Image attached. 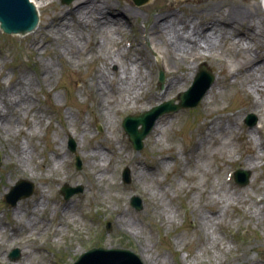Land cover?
<instances>
[{"label":"rangeland","instance_id":"rangeland-1","mask_svg":"<svg viewBox=\"0 0 264 264\" xmlns=\"http://www.w3.org/2000/svg\"><path fill=\"white\" fill-rule=\"evenodd\" d=\"M76 1L69 5L64 4L63 0L41 1L39 23H42V27H39L36 36L24 38L20 34L7 35L0 29V95L9 80L11 85L18 84L14 83L18 76L28 74L35 81L33 88L27 90L32 95L28 117L15 124L13 130L16 135L7 137L3 132V137H0V177L6 183V193L21 180L32 182L33 191L27 198L20 199L16 206L23 211V219H36L38 223L29 230L14 217V207L0 199L2 223L10 219L20 229L15 232L3 230L4 238L1 239L0 236V264H52L53 258L50 253H44L45 248L55 252L57 264H74L81 254L99 247L128 249L139 254L145 264H153L149 256L159 257L163 264H264V201L258 205L261 209H257L260 212L259 222L249 208L254 197L264 199V154L255 156L256 168L244 163L252 152L257 151L261 142L264 144V109L255 110L254 106H257L251 100L257 99L256 93L243 91V83L249 72L264 75V27L260 26V15L242 20L244 22L238 19L230 22L231 26L237 25L243 31L248 30V25L256 24V29L261 27L258 34L262 35L254 48L260 51L262 61L254 64L248 58L249 54L240 53L227 38L222 39L212 58L201 60H207L208 63L202 64L207 66L215 78L212 85L214 101L207 105L206 111H202L205 105L203 100L207 97L205 95L195 107L183 108L159 117L155 122L157 129L154 127L145 139L144 148L135 151V157L130 158L132 143L122 127L123 117L150 110L157 103L161 104V101L144 103L147 106L139 108L142 111L138 113L132 110L121 113L120 102L111 104L114 111L117 110L113 133L108 128V120L105 121L107 115L105 118H98L97 114L101 110L96 105L91 76L96 67H101V60L95 62V57L90 54L93 51L90 47V34L87 30L82 32L86 35V49L90 55L77 53L74 57L57 49L60 44L58 40L53 39L49 43L46 36L48 32L44 28V23H57L55 16L59 12L69 11ZM258 1L260 0H148L147 3L137 5L133 0H104L103 4L112 5L127 17L131 16L130 25H127L125 32L115 28L119 47L112 44V50L118 48L126 54L122 40L130 37L137 47H141L139 52L149 49L151 53L152 48L156 47L160 52L158 54L165 57L168 54L166 43L160 42L156 32L152 31L155 16L159 12L182 13L189 19L192 17L194 20L200 19L221 26L230 34L229 27L219 21L221 13L232 9L254 11L258 8ZM213 7L217 8V12L209 14L208 11ZM114 22L125 23L120 19ZM97 51L98 49L94 50ZM117 53L118 58L125 63L132 60H124L119 50ZM132 56L137 57V52L133 51ZM157 59L158 57L151 59L150 64L155 66ZM197 61L198 59L195 60V66L199 72L200 61ZM186 64L182 60L179 64L170 65L174 69H180L186 67ZM46 65L52 69L51 75L42 78ZM250 65L254 67L253 70ZM116 69L118 66L112 68V71ZM240 72L243 74H239ZM150 73L151 80L147 77L146 80L156 84L157 70L150 67ZM195 76L196 74L189 78L187 75L186 86H180V91L171 92L167 99H175L179 103V93L192 84ZM34 112L40 113L43 118L35 129H31L29 118ZM252 113L257 115L254 128L259 130L253 142L249 140L251 127L244 123V119ZM206 114L221 118L222 122L225 121L233 129L208 136L207 141L202 144L200 131L207 119ZM234 119L236 122L233 125L231 120ZM65 126L71 133L70 137L65 135ZM20 129L23 131L20 132ZM110 133L111 136L108 137ZM55 134L65 139L62 147L66 153L70 139L76 145V156L67 155L58 171L53 170L50 161L54 159L53 150L57 147L53 140ZM223 142L233 145L232 149L223 148ZM19 146H26L29 151V164L23 172L13 171L9 164L17 158L14 153ZM97 146L110 149V152L103 150L107 156L101 161L100 167H94L84 155ZM252 147H256V150ZM77 158L81 160L82 167L74 171ZM67 160L69 163L66 169L64 163ZM216 164L220 169H217ZM100 168L104 180L98 176ZM237 169L250 173L248 185L240 186L234 180L231 183L225 182L227 171ZM127 170L130 182H123V175ZM137 171L144 172L145 176H135ZM73 173L74 176L70 177ZM65 184L82 186L84 191L65 199L61 192ZM221 185L231 189L234 195L241 196L222 200L219 208L225 211L226 217L221 221V227L217 228L219 218L215 214L218 206L210 195ZM134 194L138 196L141 209L131 205ZM43 197L47 207L35 212V201ZM202 213L214 217L212 228L218 239L215 245L210 244L207 239L200 217ZM72 215L74 220H71ZM122 215L134 220L137 228L121 229L118 222ZM58 219L62 220L61 223H58ZM223 231L228 234L226 237L223 236ZM232 233L236 234L234 240ZM146 242L149 251L144 250ZM16 248L20 252L17 260L11 258ZM217 248L221 250L218 255L214 254Z\"/></svg>","mask_w":264,"mask_h":264},{"label":"bare ground","instance_id":"bare-ground-1","mask_svg":"<svg viewBox=\"0 0 264 264\" xmlns=\"http://www.w3.org/2000/svg\"><path fill=\"white\" fill-rule=\"evenodd\" d=\"M29 1L35 11L36 19L34 23V31L25 30V32H21V29L20 31L14 30L19 31L21 37L24 38L29 37L30 35L36 36L39 33V27H42V23H39L42 8L40 2L45 0ZM103 2L104 0H98L97 2H94L93 0H77L75 4H72L74 6H70L71 8L69 11L59 12L55 16L54 19L57 23H44V28H46L48 32L46 36H48L49 38V43H52L53 39L58 40L60 44H58L57 49L63 51L64 53L67 52L74 57L77 53L89 54L88 50L86 49V35L82 32L83 30H87L86 32L90 34V47L93 50L90 51V54L95 57V62L101 60V67H96L93 70L94 72L91 76V84L94 91L96 105L97 108L101 110V112L97 115L98 118H105L107 115L105 121L107 122L108 120V128L111 129V133H113L115 119L117 117V110L114 111V107L111 106V104L120 102L121 107L119 111H121V113H127L130 110L138 113L142 111V108H145L144 106H147L144 103L152 104L163 100H168L167 98L171 94V92H173L174 90L180 91V86H186L185 79L187 75H189L190 78L198 73V69L195 66V60L198 59V61H201L206 57L212 58V55L217 50V45H219L218 42H221L222 39L227 38L231 42L232 46H235L236 50H238L240 53L249 54L248 58H250V60L253 61L254 64H259L262 61L259 56L260 51L258 49L255 50L254 48L257 39L262 35L261 33L258 34V30H260L262 26L264 27V8H261L262 6L258 2H256L258 8L254 11H252L251 9H232L227 10V12L223 11V13H221V19L219 21L223 25L226 22L225 26L229 27L231 35L228 34V32L221 26H215L214 23H206L203 22V20L200 21V19L194 20L192 17L189 19L182 13L181 15H179L175 11L165 12L164 14H160L159 12L161 16L159 14L155 16V22L152 26V31L154 30L156 32V35L160 38V42L166 43L168 54H166L165 57H160L159 62L155 64V66L152 65L153 63H150L153 55L159 52L156 47L152 48L151 53L141 52V54L139 53V55L135 58L132 56L133 51L136 52V50L140 49L141 47L135 46L134 42L133 44H131L130 48L123 49V51L125 50L126 54H124L121 49H111L110 46L112 44H114L115 46L119 43L118 38L115 34V28L121 29V31L125 30L124 24H120L121 21H114H119L120 19L125 23L130 24L131 16L127 17L124 12L115 10L112 5L103 4ZM220 10L221 9H219V11ZM154 11L158 12L155 8ZM213 12H217V8L213 7L208 11L209 14H212ZM258 14L260 15V18L258 19L261 26H259L258 29H256L257 26H255L256 24L252 21V24L254 23L255 25H248L247 31H243V29L240 30L237 25L231 26L232 23L230 21L232 19H238L242 21L244 19L258 17ZM89 27H91L92 29L90 30ZM117 33L119 36L120 34L118 31ZM96 49H98V51L94 52V50ZM118 50L120 56H122L124 60H132H130L128 63L121 61L118 58ZM202 52L208 54H202ZM62 55L64 56V54ZM168 59L169 62H167ZM182 60L186 61V67L184 66L180 69H174L170 65L172 63L179 64V62H181ZM115 66H118V69L112 71V68H114ZM150 67H152L154 71L160 70L162 68L166 70L167 81L164 91H160L158 87H156V85H153L152 82H148L146 80V77L150 80L152 78ZM143 68L145 70H143ZM253 68L254 67L251 66L250 69L253 70ZM51 71L52 69L50 68V66L46 65L42 78L49 77L51 75ZM239 74H243V72H240ZM9 81L11 82V80ZM10 82L6 83L8 85L5 86L2 94L0 95V137H3V132L5 135H7V137L16 135L13 130L15 124H19L22 118L28 117V111L30 110V101L32 102V95H29V92L27 93V90L29 89L30 91V89L33 88V84L35 82L33 77L28 74H24L22 77H17V80L14 82L18 83L17 85H11ZM243 86V91H246V93L247 91H252L258 95L257 99L251 100L252 103L259 108L258 109L254 106L255 110H263V73L257 75L254 72H249L246 76V79L244 80ZM212 90L213 87H210V89L206 93L207 97L203 100L205 105L202 111H206L207 105L214 101ZM206 116L207 119L206 121H204L203 126L201 127L202 132L198 130V132L200 131L202 144L207 141L208 136L211 137L215 134H222L233 129V127L231 125H228L225 121L222 122L221 118L212 117V115L209 114H206ZM42 118L43 116L40 115V113H32L31 117L29 118L31 129H35L36 125H38ZM231 121L234 125L236 119ZM214 123L215 125L213 126ZM155 129H157V125L155 126ZM22 131L23 129H20V132ZM257 131L254 127L250 128L249 140L251 142L254 141V137ZM111 133L107 136L110 137ZM65 134L71 135L67 126H65ZM197 134L198 133H196V135ZM61 139L62 138L59 137L58 134H55L53 140L57 143V147L53 150L54 159L50 160L52 162L53 170L57 171L60 169L62 162L67 158V153L63 151L62 147V141L64 143L65 139ZM262 145L264 146L262 142L261 146L256 145L258 149L257 151L252 152L251 156L248 157V160L244 161L246 165L250 166L251 168H256L254 159L257 154H264V147ZM221 146L223 148L226 147L229 149H232L233 147V145L226 142H223ZM252 148H255L256 150V147ZM103 150H105L103 146H97L93 149V151L85 152L84 155L94 167H100L101 161L107 156V154L103 152ZM58 151L61 152L59 153ZM28 155V148L26 146H19V148L14 153V156L19 160L16 158L9 163L13 167V171L23 172L27 169L26 165L29 164ZM98 176L101 180L105 179L102 168L99 169ZM135 176L143 178L145 174L144 172L139 173L137 171ZM5 184L6 183L2 181L0 177V199H3L4 201L9 199L7 198L8 193H6ZM19 195L20 194L17 193L16 198ZM210 196L212 200L216 201L215 204H217L218 206L215 214V216L219 218V222L217 223L218 228L220 223H222L221 221L223 220V218L226 217L225 211L223 212L219 208L222 200L227 197H240L241 194L234 195L231 189L226 188L225 185H221L219 189H214L212 195ZM262 201H264L263 198L254 197L253 204L250 203L249 205V208L253 210V214L256 215L258 222L260 221V212H258L257 209H261L258 205L261 204ZM35 203L36 204H34L33 208L35 212L47 207L45 197L36 200ZM63 211L66 210L64 209ZM22 212L23 211L19 208V206H14L12 210V213L14 214V217L18 222L24 223L29 230L38 224L36 219H23ZM200 217L202 219V226L205 229L206 234L208 235L207 239L209 240V243H213L215 245L218 239H216L217 236L215 234V230L212 228L214 217L204 213H202ZM71 220H74V216L71 218ZM61 221L62 220L58 219V223H61ZM50 224L52 225L53 223ZM118 224L121 229L128 230V228H137V223L134 220H129L123 215L119 218ZM4 229L12 232L20 230L10 219L6 220V222L4 223H2V220H0L1 239L4 238ZM145 239L146 241L148 240V238ZM38 249H40V247ZM144 250H150L147 242L144 246ZM205 250H207V248ZM220 251L221 250L217 248L214 254L217 253L218 255L221 253ZM89 256L91 255H86V257L83 258V263H85L87 258L90 261H93L91 258H89ZM149 259L152 260L153 264H163L160 263V258L157 256H149ZM251 263L254 264L253 262Z\"/></svg>","mask_w":264,"mask_h":264},{"label":"water","instance_id":"water-1","mask_svg":"<svg viewBox=\"0 0 264 264\" xmlns=\"http://www.w3.org/2000/svg\"><path fill=\"white\" fill-rule=\"evenodd\" d=\"M73 0H64L65 3H70ZM137 4H144L148 0H134ZM35 11L28 0H0V20L6 28L12 30H28L34 31L35 23ZM214 77L212 73L204 67L199 74L194 83V87L190 92L184 93L181 95V105L174 106L172 103H166L161 107H155L149 112H144L139 116H130L127 117L125 121V128L130 138L133 140L137 149L143 148V140L150 133L153 126L155 125L156 119L167 111L177 110L181 106L195 105L203 97L205 91L210 87L213 82ZM195 99L194 103H188L189 100L192 101ZM250 124H254V121H250ZM139 125H142V128L139 130ZM238 179L243 183H248L249 174H243L239 172L237 174ZM126 178L129 180V173H126ZM14 194L8 196V200L15 204ZM69 196V195H67ZM92 254V255H91ZM94 254V255H93ZM89 258L93 260L96 264H132V254L127 250L113 251V250H97L87 253ZM102 258H99L101 257ZM86 257V254L82 255L80 261ZM19 258V251L17 255L14 256V259ZM88 259V258H87ZM89 260V259H88Z\"/></svg>","mask_w":264,"mask_h":264}]
</instances>
